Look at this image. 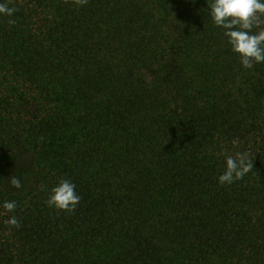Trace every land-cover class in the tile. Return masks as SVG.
Segmentation results:
<instances>
[{"label": "trees", "instance_id": "16d2710c", "mask_svg": "<svg viewBox=\"0 0 264 264\" xmlns=\"http://www.w3.org/2000/svg\"><path fill=\"white\" fill-rule=\"evenodd\" d=\"M0 264H264V0H0Z\"/></svg>", "mask_w": 264, "mask_h": 264}, {"label": "rangeland", "instance_id": "374dc122", "mask_svg": "<svg viewBox=\"0 0 264 264\" xmlns=\"http://www.w3.org/2000/svg\"><path fill=\"white\" fill-rule=\"evenodd\" d=\"M27 183V182H26Z\"/></svg>", "mask_w": 264, "mask_h": 264}]
</instances>
